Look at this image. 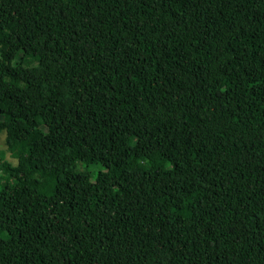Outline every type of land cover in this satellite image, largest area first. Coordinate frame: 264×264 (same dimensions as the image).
Masks as SVG:
<instances>
[{
	"label": "trees",
	"instance_id": "16d2710c",
	"mask_svg": "<svg viewBox=\"0 0 264 264\" xmlns=\"http://www.w3.org/2000/svg\"><path fill=\"white\" fill-rule=\"evenodd\" d=\"M123 3L0 0V264H264V0Z\"/></svg>",
	"mask_w": 264,
	"mask_h": 264
},
{
	"label": "rangeland",
	"instance_id": "374dc122",
	"mask_svg": "<svg viewBox=\"0 0 264 264\" xmlns=\"http://www.w3.org/2000/svg\"><path fill=\"white\" fill-rule=\"evenodd\" d=\"M119 4V7L124 6V0H116ZM2 56L3 58H6L8 56V53L5 49L2 50ZM0 152L3 154L4 159L12 162L13 164L15 163L14 158L12 157V155L8 152V150L6 149L5 145H4V133H0Z\"/></svg>",
	"mask_w": 264,
	"mask_h": 264
}]
</instances>
